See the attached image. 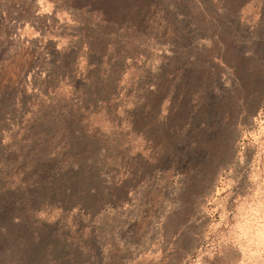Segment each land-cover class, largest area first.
Returning a JSON list of instances; mask_svg holds the SVG:
<instances>
[{
    "label": "rangeland",
    "instance_id": "rangeland-1",
    "mask_svg": "<svg viewBox=\"0 0 264 264\" xmlns=\"http://www.w3.org/2000/svg\"><path fill=\"white\" fill-rule=\"evenodd\" d=\"M0 264H264V0H0Z\"/></svg>",
    "mask_w": 264,
    "mask_h": 264
}]
</instances>
